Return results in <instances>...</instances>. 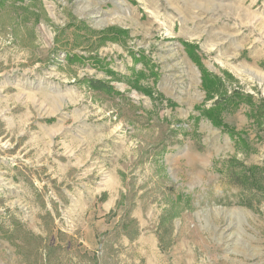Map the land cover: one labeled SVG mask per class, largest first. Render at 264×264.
I'll return each mask as SVG.
<instances>
[{"label":"rangeland","instance_id":"rangeland-1","mask_svg":"<svg viewBox=\"0 0 264 264\" xmlns=\"http://www.w3.org/2000/svg\"><path fill=\"white\" fill-rule=\"evenodd\" d=\"M262 98L264 0H0V264H264Z\"/></svg>","mask_w":264,"mask_h":264},{"label":"trees","instance_id":"trees-1","mask_svg":"<svg viewBox=\"0 0 264 264\" xmlns=\"http://www.w3.org/2000/svg\"><path fill=\"white\" fill-rule=\"evenodd\" d=\"M205 82L207 83L206 80H205ZM91 84L96 89H104L105 87H107V88L109 87L108 84H106L105 82H103L101 80H94L91 82ZM262 99L263 100H261L259 102V104L264 103V98H262ZM262 107L263 108L260 109V112H261L262 118L264 119V104L262 105ZM259 108H260V106H259ZM218 110H219V108H218ZM217 111H215V109H212L211 112H209L210 113L209 115H211V118H212V121L214 122V124L219 125V126L220 125L224 126V124H223L222 120L219 118V116L217 117V115L214 114V112H217ZM224 128H226V126H224Z\"/></svg>","mask_w":264,"mask_h":264}]
</instances>
